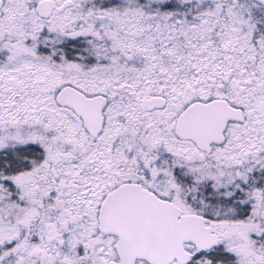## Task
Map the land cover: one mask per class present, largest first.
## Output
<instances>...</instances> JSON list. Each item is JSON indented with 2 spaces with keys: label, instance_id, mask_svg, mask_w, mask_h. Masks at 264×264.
I'll use <instances>...</instances> for the list:
<instances>
[{
  "label": "snow or ice",
  "instance_id": "6c2138e0",
  "mask_svg": "<svg viewBox=\"0 0 264 264\" xmlns=\"http://www.w3.org/2000/svg\"><path fill=\"white\" fill-rule=\"evenodd\" d=\"M0 264H264V0H0Z\"/></svg>",
  "mask_w": 264,
  "mask_h": 264
}]
</instances>
